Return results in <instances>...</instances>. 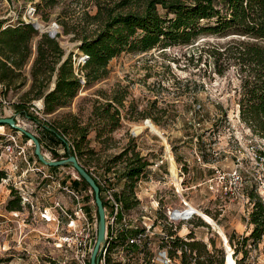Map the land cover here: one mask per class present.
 <instances>
[{"label":"rangeland","instance_id":"obj_1","mask_svg":"<svg viewBox=\"0 0 264 264\" xmlns=\"http://www.w3.org/2000/svg\"><path fill=\"white\" fill-rule=\"evenodd\" d=\"M30 2L40 4L42 0L12 2L0 0V19L20 16ZM96 12L97 9L91 0H58L52 8H41L39 13L42 20H57L62 26L63 38L58 42L65 51L63 59L80 51L78 37L80 33L91 34L97 29L95 25L89 24L88 18ZM40 38L41 35L38 34L36 39ZM231 39L232 37L205 35L196 39L192 45L156 48L146 53H123L111 61L107 79L85 88L79 92L68 109L59 110L48 118L54 122L65 120L68 114H77L82 121L87 122L92 107L91 101L103 100L98 95L99 91H105L110 96L116 91L125 94L124 107L121 108V127L110 134L107 140L102 139L101 143L95 142L92 136L88 137L90 149L94 154L87 168L97 173L110 170L122 176L126 167L125 159L117 162H113V159L129 147L130 140L134 141L130 144V149L136 145V151L152 164L164 156L167 149L172 179L175 183L179 182L178 166L185 175L183 184L185 191L182 195H177L171 186H162L159 192L160 207L164 209L163 207L170 204L174 211H180L184 209L182 200L185 199L191 203V209L198 208V216L185 226L189 231H193L197 240L207 244H210V240L214 241L215 246H209L214 264L221 260L219 250L224 243L228 253L227 264H236V260L233 259L234 250L227 236L234 235V243L237 245L239 237L250 235L254 228L249 223L253 205L251 202L249 204L241 201L230 202L212 194L206 185H198L214 176L216 170L228 173L239 168L246 182L245 189L248 195L253 193L255 198H260L259 190L264 194V140L254 136L240 120L238 105L240 83L236 71L234 68H228L224 75L217 74L214 60L202 51L217 46L225 47ZM24 72L29 80L30 69H25ZM30 87L31 83L27 81L17 94L24 95ZM11 110L20 111L15 105L12 108L0 107V118L10 117ZM27 111L31 119L24 115L20 117V122L41 139L43 152L54 160L65 159V146L58 145L48 136L43 119L30 108ZM34 119L40 121L41 125ZM145 119L152 120L150 128L143 127ZM1 133L14 134V130L8 126L0 127V154L7 141L6 136ZM25 141L27 140L23 138V142ZM34 151L35 147L30 142L27 155L32 162L37 161L38 167H44L45 172L63 178L64 181L79 177L71 167L51 169L44 166L34 155ZM196 153L204 157L206 166L198 162ZM55 154L59 159L54 158ZM166 167L163 168L165 173ZM26 171L27 167L20 164L16 176ZM8 172L11 173L10 170ZM27 177L28 180H37L41 183L40 175L28 173ZM14 181V179L1 181L0 178L2 220L4 208L10 200V189L15 187ZM117 184L123 187L125 182L122 178H117ZM16 186L20 187V179L16 180ZM83 189L87 191L88 196L85 202L91 203L94 199L91 189ZM135 192L143 201L132 208L130 214L133 218H139L141 205L150 207L152 199L146 198L139 189H135ZM164 211L162 210L159 215L152 211L150 216L154 219L153 217L157 215L161 220H165ZM25 217L24 215L23 218ZM175 223L177 235L179 237L183 235L185 238L186 232L178 233L185 227L183 229L180 227L179 220ZM34 227L47 234L51 233L53 228L52 226L48 228L42 223ZM27 231L28 229H24V233ZM155 232L158 233L159 229ZM13 236L10 235L8 239L9 243L6 246L8 251L0 250V264H36L28 251L42 255L54 250L53 246L48 245L45 237L41 240L38 237L27 238L19 245L17 242H10ZM160 245V236L157 235L141 246L130 247L126 250L127 263L151 264ZM239 249L244 250L242 246H239ZM247 250L248 258L244 264H264V236L257 246L247 247ZM90 256L87 264L90 262ZM242 256L243 254L239 253L238 258L241 259Z\"/></svg>","mask_w":264,"mask_h":264},{"label":"trees","instance_id":"obj_2","mask_svg":"<svg viewBox=\"0 0 264 264\" xmlns=\"http://www.w3.org/2000/svg\"><path fill=\"white\" fill-rule=\"evenodd\" d=\"M91 1L97 12L88 16L89 24L95 25L97 29L91 34L78 35L80 51L89 55L83 67L84 85L75 75L72 56L63 59L65 51L57 40L48 35H41L36 42L28 80L24 70L33 55V42L39 32L32 24L25 23L2 30L0 20V83L4 86L1 92L9 97L12 91L14 96L27 81L31 83L30 89L19 96L18 104L15 105L20 111H27L31 102L37 99H43L44 114L49 116L69 108L79 92L108 78L111 61L123 53H146L156 48L192 45L205 35L232 37L225 47L217 46L202 51L214 60L217 74L222 76L226 69L234 68L240 83V120L254 136L264 140V0ZM57 2L42 0V3H36L38 12L41 8H52ZM53 79L55 86L50 90ZM98 95L103 100L91 101L87 122L82 121L77 114H68L61 121L44 122L50 129L44 127L48 136L58 145L66 147L70 143L72 154L89 172L87 164L92 160L94 151L90 149L88 137L94 134L95 142L101 143L102 139L107 140L110 134L121 127V108L126 97L117 91L112 96L105 91H99ZM23 137L29 141L26 136ZM133 142L130 140L129 147L113 159V162L125 159L126 167L122 175L125 184L119 197L127 211L139 203L135 197V187L150 164L136 151V145L130 149ZM55 156V159H59V156ZM0 178H5L1 171ZM73 184L75 187L90 188L83 179L75 180ZM10 190V200L5 208L8 212L20 211L19 191L15 187ZM249 199L253 205L249 220L253 230L250 235L239 237L237 245L234 235L227 236L234 250L236 264H244L248 258L247 247L257 246L264 236V203L260 198H255L253 193H249ZM164 232L165 237H160L161 246H168L169 255L180 264H214L209 250V246H215L214 241L210 240V244L199 241L193 231L185 238L179 237L177 228L172 226H165ZM239 246L244 250H240ZM219 253L221 260L218 264H225L227 253L224 245ZM239 253L243 254L241 259L238 258Z\"/></svg>","mask_w":264,"mask_h":264},{"label":"built area","instance_id":"obj_3","mask_svg":"<svg viewBox=\"0 0 264 264\" xmlns=\"http://www.w3.org/2000/svg\"><path fill=\"white\" fill-rule=\"evenodd\" d=\"M0 20L2 21V30L25 23L32 24L40 35H48L57 41L63 38L60 23L57 20H42L36 2L28 3L20 16ZM36 42L37 39L33 42V55L25 67L26 70L30 69L33 63ZM71 56L75 75L80 78L81 83L84 85L86 80L83 67L89 60V55L77 51ZM54 86L55 83L52 82L50 90ZM3 89L4 86L0 83V107L10 106L12 108L14 105H17L20 94L16 93L12 97L13 92L11 91L10 96L5 97L1 92ZM29 108L40 119H43L44 122L48 121L49 115L44 114L43 99L33 100ZM10 115L23 128L26 126L21 124L20 117L26 115L27 118L31 119L28 116V111L11 110ZM34 120L41 125L40 121ZM150 123H152L151 119H145L143 127L150 128ZM1 134L5 135L4 133ZM5 136L7 141L2 147L0 154V171L5 174V178H2L1 181L15 180L14 186L19 191L22 209L20 211L9 212V215L3 221H0V236L10 237V235H16L18 240L15 242L19 245L24 240H27V238L36 239L38 237L41 240V238L45 237L48 245L53 246L54 250L42 255L28 251L31 259H34L36 264H87L88 257L93 250L97 238L98 216L94 199L91 203H86L85 200L88 197L87 191L82 187L74 186L73 182L75 180L79 181V177L64 181L63 178L45 172L43 170L44 167H38L37 161L32 162L27 155L31 141L23 142L24 135L21 132L14 130V134ZM64 141L67 140L64 139ZM67 145L71 151L70 143H67ZM65 149L67 153V147ZM196 156L202 166L207 165V162L203 161V156H200L199 153H196ZM20 164H24L27 167V171L16 176L19 173ZM164 166H167L166 173L163 170ZM177 171L179 182L175 183L171 175V163L167 156V149L164 156H161L153 164H149L146 172L136 184L135 189H139L146 198L152 199L151 205L150 207L145 204L141 205L140 217L133 218L130 214L131 210L127 211L124 209L119 197L122 187L117 184V178H122V176L116 172H106L105 170L97 173L90 168L89 173L100 188V196L106 211V242L102 248L99 264H128L126 258L127 249L141 246L147 240L157 235L165 237V226L177 228V225H175L177 220L181 223H189L195 216H198V208H195V210L191 209V203L185 199L182 200L184 209L180 211H174L172 207L164 208L165 220L159 219L157 215L153 217L154 219L150 216L152 211L158 214L160 210H163L160 207L161 199L159 198L162 186H171L172 191L177 195H182L185 191L183 186L185 175L178 166ZM28 173H33L35 176L40 175L41 183L37 180H28ZM17 179H20V187L16 186ZM122 181L125 182V179H122ZM245 184L246 182L241 174V170L235 168L228 173L216 170L214 176L204 180L203 184H199L198 186L206 185L212 194L230 202L241 201L249 204L250 199L245 189ZM135 194L139 202L142 203L143 198L138 193L135 192ZM259 196L264 203V194H261L260 190ZM24 215L26 216L25 219L23 218ZM40 223L48 228L52 226V232L47 234L38 231L34 226ZM24 229H28L27 233H24ZM157 229H159L158 233L155 232ZM129 232H133L134 234L129 235ZM32 233L37 234L32 235ZM0 250L8 251L3 245H0ZM151 264L180 263L169 255L168 246L162 247L160 245L158 253L151 260Z\"/></svg>","mask_w":264,"mask_h":264},{"label":"water","instance_id":"obj_4","mask_svg":"<svg viewBox=\"0 0 264 264\" xmlns=\"http://www.w3.org/2000/svg\"><path fill=\"white\" fill-rule=\"evenodd\" d=\"M8 126L16 131L21 132L24 136H26L29 140H32L33 145L35 147L34 154L38 158V160L47 167H71L75 172L78 174L80 179H83L87 182L89 185L93 196L95 205L97 208V214H98V224H97V238L95 245L93 247V250L91 252L90 256V262L89 264H99L100 263V257L102 254V248L103 245L106 242V231H107V225H106V211L104 207V203L102 201V198L100 196V188L96 184L94 178L89 173V171L80 163L76 155L72 154V152L69 150L68 145L67 147V158L61 159V160H52L49 158L44 152L42 145L40 143L39 138L32 132L28 131L27 129L19 126L16 123L15 118L13 117H4L0 118V126ZM46 129H49L48 127L44 126ZM50 130V129H49ZM225 247V243H224ZM226 249V248H225ZM227 253V251H226ZM225 264H227V255L225 258Z\"/></svg>","mask_w":264,"mask_h":264},{"label":"crops","instance_id":"obj_5","mask_svg":"<svg viewBox=\"0 0 264 264\" xmlns=\"http://www.w3.org/2000/svg\"><path fill=\"white\" fill-rule=\"evenodd\" d=\"M66 109H68V108H64V109H62V110H66ZM91 111V110H90ZM92 137H94V134H92L91 135ZM172 205H166L165 207H171ZM165 207H163V208H165ZM4 210H5V212L3 213V215L2 216H4V218L5 217H7L8 215H9V212L6 210V208H4ZM164 210V209H163ZM161 212H162V210H160ZM165 214V213H164ZM158 215H159V213H158ZM0 221H3L2 219H0ZM186 225V223H181L180 224V227L183 229L184 227V230H181L180 232H178L179 234L181 233H184V232H186L184 235H187L190 231L186 228L187 226H185ZM180 228V229H181ZM1 229V228H0ZM180 236H182L183 237V235H180ZM8 239H9V236L8 237H5V236H0V245L2 246H4V247H6L7 245H8V243H9V241H8ZM18 240V237L16 236V235H14L11 239H10V242H15V241H17Z\"/></svg>","mask_w":264,"mask_h":264},{"label":"bare ground","instance_id":"obj_6","mask_svg":"<svg viewBox=\"0 0 264 264\" xmlns=\"http://www.w3.org/2000/svg\"><path fill=\"white\" fill-rule=\"evenodd\" d=\"M83 95V94H82ZM32 142V140H30ZM33 143V142H32ZM228 256V253L226 254Z\"/></svg>","mask_w":264,"mask_h":264}]
</instances>
